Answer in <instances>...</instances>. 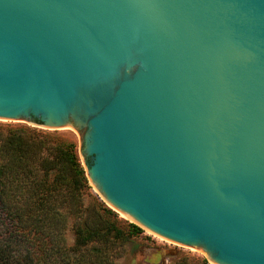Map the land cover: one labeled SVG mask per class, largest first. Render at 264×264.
Listing matches in <instances>:
<instances>
[{"label": "water", "instance_id": "1", "mask_svg": "<svg viewBox=\"0 0 264 264\" xmlns=\"http://www.w3.org/2000/svg\"><path fill=\"white\" fill-rule=\"evenodd\" d=\"M0 120L72 130L151 234L264 264V0H0Z\"/></svg>", "mask_w": 264, "mask_h": 264}, {"label": "trees", "instance_id": "2", "mask_svg": "<svg viewBox=\"0 0 264 264\" xmlns=\"http://www.w3.org/2000/svg\"><path fill=\"white\" fill-rule=\"evenodd\" d=\"M141 232L91 192L73 141L0 129V264H113L118 247Z\"/></svg>", "mask_w": 264, "mask_h": 264}, {"label": "rangeland", "instance_id": "3", "mask_svg": "<svg viewBox=\"0 0 264 264\" xmlns=\"http://www.w3.org/2000/svg\"><path fill=\"white\" fill-rule=\"evenodd\" d=\"M8 127H29L42 132L58 135L73 141L76 144L78 153V137L72 130H46L31 126L22 121L0 120V129H6ZM91 192L96 195L98 201L103 203L99 195L94 190L91 189ZM116 213L123 221L130 222L118 212ZM66 237L68 244L72 245L74 242V233L71 228L67 229ZM202 259H206V257L201 252L163 240L142 229L140 234L133 236L130 240L118 247L117 254H115L113 259V264H190ZM206 261L208 262L207 259ZM208 263L211 264L210 262Z\"/></svg>", "mask_w": 264, "mask_h": 264}, {"label": "bare ground", "instance_id": "4", "mask_svg": "<svg viewBox=\"0 0 264 264\" xmlns=\"http://www.w3.org/2000/svg\"><path fill=\"white\" fill-rule=\"evenodd\" d=\"M2 121H5V120H2ZM122 216V215H121ZM125 218V217H124ZM192 249V248H191ZM203 254V253H202Z\"/></svg>", "mask_w": 264, "mask_h": 264}]
</instances>
